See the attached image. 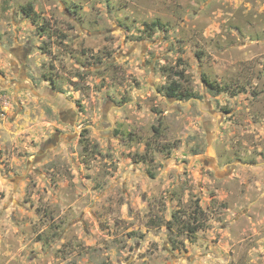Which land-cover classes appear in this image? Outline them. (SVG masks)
Segmentation results:
<instances>
[{
	"label": "rangeland",
	"instance_id": "1",
	"mask_svg": "<svg viewBox=\"0 0 264 264\" xmlns=\"http://www.w3.org/2000/svg\"><path fill=\"white\" fill-rule=\"evenodd\" d=\"M0 264H264V0H0Z\"/></svg>",
	"mask_w": 264,
	"mask_h": 264
},
{
	"label": "trees",
	"instance_id": "2",
	"mask_svg": "<svg viewBox=\"0 0 264 264\" xmlns=\"http://www.w3.org/2000/svg\"><path fill=\"white\" fill-rule=\"evenodd\" d=\"M206 85L208 87V90L211 92H221V91L223 92L227 90L224 87L219 88L218 86L213 85L212 83H209L208 81H206ZM164 90H165L166 96H168L169 98H174L178 100H186V99L193 97V95L188 92H182L180 85L176 82H171L168 86L164 87ZM195 229H196L195 227H192V229L188 227V230H190V232L195 231Z\"/></svg>",
	"mask_w": 264,
	"mask_h": 264
},
{
	"label": "flooded vegetation",
	"instance_id": "3",
	"mask_svg": "<svg viewBox=\"0 0 264 264\" xmlns=\"http://www.w3.org/2000/svg\"><path fill=\"white\" fill-rule=\"evenodd\" d=\"M49 142H50V141H49ZM44 146H45V149H49V150H51L50 148H46V147H48L47 144H45ZM53 148H54V147H53ZM53 148H52V149H53ZM42 150H43V149H42ZM45 151H46V150H45ZM43 154H45L44 151H43V153H42V156H43Z\"/></svg>",
	"mask_w": 264,
	"mask_h": 264
}]
</instances>
